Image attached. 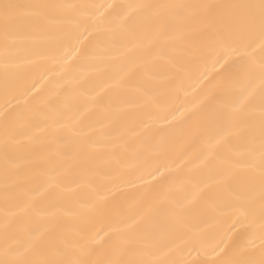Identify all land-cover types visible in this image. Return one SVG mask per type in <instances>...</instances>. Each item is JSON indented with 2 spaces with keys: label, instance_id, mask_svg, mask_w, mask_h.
<instances>
[{
  "label": "bare ground",
  "instance_id": "bare-ground-1",
  "mask_svg": "<svg viewBox=\"0 0 264 264\" xmlns=\"http://www.w3.org/2000/svg\"><path fill=\"white\" fill-rule=\"evenodd\" d=\"M0 261L229 264L264 248L259 0H0ZM44 6V7H30Z\"/></svg>",
  "mask_w": 264,
  "mask_h": 264
},
{
  "label": "snow or ice",
  "instance_id": "snow-or-ice-1",
  "mask_svg": "<svg viewBox=\"0 0 264 264\" xmlns=\"http://www.w3.org/2000/svg\"><path fill=\"white\" fill-rule=\"evenodd\" d=\"M26 7L14 3H0V24H2L4 37L7 41L11 35V29L16 24L20 9ZM44 7V6H30ZM208 17L215 16L221 10H233L232 19L237 21L248 35L250 42L259 40L261 46L264 47V0H259V3L252 4H236V5H214L205 4L199 5ZM0 264H9L6 261H0ZM47 264V262H45ZM229 264H264V248L261 249L258 258L250 257L244 260H234Z\"/></svg>",
  "mask_w": 264,
  "mask_h": 264
}]
</instances>
